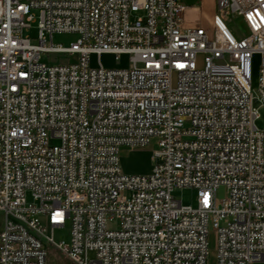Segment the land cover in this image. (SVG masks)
I'll use <instances>...</instances> for the list:
<instances>
[{
	"label": "built area",
	"instance_id": "obj_1",
	"mask_svg": "<svg viewBox=\"0 0 264 264\" xmlns=\"http://www.w3.org/2000/svg\"><path fill=\"white\" fill-rule=\"evenodd\" d=\"M213 1L185 26L182 0H0V264H206L209 220L216 264L264 261V0ZM153 139L150 171H122L121 148Z\"/></svg>",
	"mask_w": 264,
	"mask_h": 264
},
{
	"label": "rangeland",
	"instance_id": "obj_2",
	"mask_svg": "<svg viewBox=\"0 0 264 264\" xmlns=\"http://www.w3.org/2000/svg\"><path fill=\"white\" fill-rule=\"evenodd\" d=\"M188 4L199 5V7L206 13L205 18H208L211 15V12L214 8L213 0H187ZM36 15L37 12L33 11ZM136 14H141L137 12ZM37 18V17H36ZM35 18V19H36ZM226 25L230 28L233 34L240 35L244 32V27L240 23V19L236 16L229 15L228 19L225 21ZM23 35L29 36L31 39H36L37 37V27L36 23L32 22L30 27L23 31ZM77 39V35L74 33H56L51 37L52 43H59L62 46H69L73 41ZM129 56L128 55H119L115 57L111 54H102L99 56V59L96 55L92 54L89 56V65L94 67L98 65V62L105 67H126L129 66ZM42 60L46 63H67V62H76L77 54H62V53H49L42 56ZM197 67H202V55L197 57ZM257 62H255L253 69V86L256 84L257 76ZM254 95L257 94V91L253 89ZM253 105L257 108L259 117L255 121V125L259 129H264V104L254 97ZM156 142L155 139L145 147H139L131 149L132 152L127 148H121L120 150V166L122 171L127 173H148L153 164V158L151 157V151L155 149ZM217 198L221 199L225 195V189L220 187L216 191ZM173 196L180 200L184 205H191L192 207L196 206V191L191 187H183L174 190ZM28 202L31 201L29 193L27 194ZM0 222H1V213H0ZM208 235H207V258L206 264H216V248H215V231L213 230L211 220L208 222ZM50 230L48 229V233ZM54 236L57 240H68V226L61 231H55ZM92 255L90 254L89 257ZM48 264H74L66 257L49 249ZM255 264H264L263 262Z\"/></svg>",
	"mask_w": 264,
	"mask_h": 264
},
{
	"label": "crops",
	"instance_id": "obj_3",
	"mask_svg": "<svg viewBox=\"0 0 264 264\" xmlns=\"http://www.w3.org/2000/svg\"><path fill=\"white\" fill-rule=\"evenodd\" d=\"M187 0H182L186 8L183 11V22L185 26H195V25H207L209 22V17L205 18L206 13L199 7V5H191L186 2ZM131 152L133 150H130ZM151 169V168H150ZM149 169V170H150ZM1 213V212H0ZM2 225V214H1V222L0 228Z\"/></svg>",
	"mask_w": 264,
	"mask_h": 264
}]
</instances>
